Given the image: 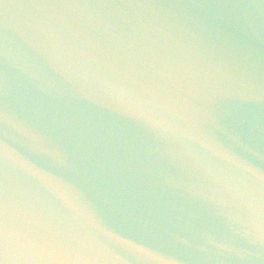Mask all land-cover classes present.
I'll use <instances>...</instances> for the list:
<instances>
[{
	"label": "water",
	"instance_id": "obj_1",
	"mask_svg": "<svg viewBox=\"0 0 264 264\" xmlns=\"http://www.w3.org/2000/svg\"><path fill=\"white\" fill-rule=\"evenodd\" d=\"M0 264H264V0H0Z\"/></svg>",
	"mask_w": 264,
	"mask_h": 264
}]
</instances>
